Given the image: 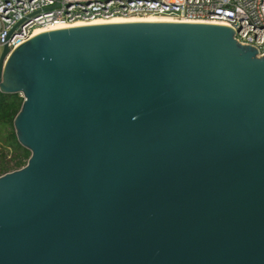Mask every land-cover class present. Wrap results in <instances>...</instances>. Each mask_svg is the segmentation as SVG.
Wrapping results in <instances>:
<instances>
[{
	"label": "water",
	"instance_id": "1",
	"mask_svg": "<svg viewBox=\"0 0 264 264\" xmlns=\"http://www.w3.org/2000/svg\"><path fill=\"white\" fill-rule=\"evenodd\" d=\"M233 35L115 22L3 47L29 156L0 175V264H264V56Z\"/></svg>",
	"mask_w": 264,
	"mask_h": 264
},
{
	"label": "built area",
	"instance_id": "2",
	"mask_svg": "<svg viewBox=\"0 0 264 264\" xmlns=\"http://www.w3.org/2000/svg\"><path fill=\"white\" fill-rule=\"evenodd\" d=\"M264 0H0V50L8 54L36 29L128 17L230 27L239 44L264 56ZM7 54V55H8Z\"/></svg>",
	"mask_w": 264,
	"mask_h": 264
},
{
	"label": "trees",
	"instance_id": "3",
	"mask_svg": "<svg viewBox=\"0 0 264 264\" xmlns=\"http://www.w3.org/2000/svg\"><path fill=\"white\" fill-rule=\"evenodd\" d=\"M21 102L18 94L0 93V175L9 172L12 167L20 168L29 156V152L18 144L12 127ZM8 154L9 159L6 160Z\"/></svg>",
	"mask_w": 264,
	"mask_h": 264
},
{
	"label": "bare ground",
	"instance_id": "4",
	"mask_svg": "<svg viewBox=\"0 0 264 264\" xmlns=\"http://www.w3.org/2000/svg\"><path fill=\"white\" fill-rule=\"evenodd\" d=\"M138 21H154V22H176L173 19L170 18H166V17H151V16H142V17H128V18H114V19H110V20H106V21H102V20H97L88 24H83V23H73V24H58V25H54L50 28H46V29H36L32 36H35L39 33L42 32H46V31H50V30H57V29H63V28H69V27H75V26H84V25H93V24H106V23H115V22H138ZM210 24H216V23H210Z\"/></svg>",
	"mask_w": 264,
	"mask_h": 264
},
{
	"label": "rangeland",
	"instance_id": "5",
	"mask_svg": "<svg viewBox=\"0 0 264 264\" xmlns=\"http://www.w3.org/2000/svg\"><path fill=\"white\" fill-rule=\"evenodd\" d=\"M0 53H1V50H0ZM1 144H2V143L0 142V145H1ZM8 159H9V154H8L7 157H6V160H8ZM9 165H11V163H10ZM11 169H12V170H10V171L16 170V169L13 168V167H12ZM10 171H9V172H10Z\"/></svg>",
	"mask_w": 264,
	"mask_h": 264
}]
</instances>
